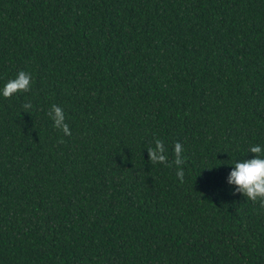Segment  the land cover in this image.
I'll use <instances>...</instances> for the list:
<instances>
[{"label": "trees", "instance_id": "1", "mask_svg": "<svg viewBox=\"0 0 264 264\" xmlns=\"http://www.w3.org/2000/svg\"><path fill=\"white\" fill-rule=\"evenodd\" d=\"M256 145L264 0H0V264H264Z\"/></svg>", "mask_w": 264, "mask_h": 264}, {"label": "clouds", "instance_id": "2", "mask_svg": "<svg viewBox=\"0 0 264 264\" xmlns=\"http://www.w3.org/2000/svg\"><path fill=\"white\" fill-rule=\"evenodd\" d=\"M31 74L20 71L14 79L9 80L3 87L2 95L5 98H11L18 92H27L31 88ZM24 107H28L25 105ZM48 115L53 119L54 126L62 129L65 135H71L69 126L65 123L63 109L53 104ZM63 143V141H60ZM252 153H264V148L260 145L252 146L249 149ZM150 157L153 164H167V155L164 142L160 139L155 140V147H149ZM175 160L174 163L179 166L184 163L182 156V145L177 142L174 147ZM170 166V165H169ZM178 178L183 181L184 171H177ZM229 183L237 186V192L253 202L259 201L260 207L264 208V158L257 155L256 158L245 160L243 162H235L234 170L229 177Z\"/></svg>", "mask_w": 264, "mask_h": 264}]
</instances>
